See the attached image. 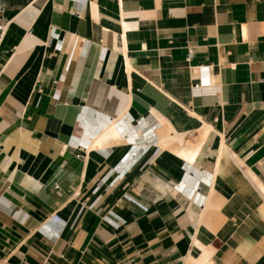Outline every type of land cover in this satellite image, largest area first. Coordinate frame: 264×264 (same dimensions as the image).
<instances>
[{"label": "crops", "instance_id": "0c3cea01", "mask_svg": "<svg viewBox=\"0 0 264 264\" xmlns=\"http://www.w3.org/2000/svg\"><path fill=\"white\" fill-rule=\"evenodd\" d=\"M0 24V264H264V0H0Z\"/></svg>", "mask_w": 264, "mask_h": 264}, {"label": "built area", "instance_id": "2783aa9c", "mask_svg": "<svg viewBox=\"0 0 264 264\" xmlns=\"http://www.w3.org/2000/svg\"><path fill=\"white\" fill-rule=\"evenodd\" d=\"M7 25L6 24H0V34L3 35L4 32L6 31ZM193 55V51L190 48L188 51V59H191ZM208 74V68L204 67L201 69V75H202V80L200 82V84L195 85L193 87V93L195 96H201L204 94V90L209 88V85L207 84V80H205V77ZM131 262H134L133 260H131Z\"/></svg>", "mask_w": 264, "mask_h": 264}, {"label": "bare ground", "instance_id": "6f19581e", "mask_svg": "<svg viewBox=\"0 0 264 264\" xmlns=\"http://www.w3.org/2000/svg\"><path fill=\"white\" fill-rule=\"evenodd\" d=\"M260 188L262 189V191H264V189L262 188V186L260 185Z\"/></svg>", "mask_w": 264, "mask_h": 264}]
</instances>
